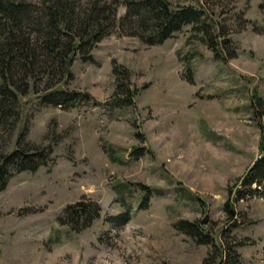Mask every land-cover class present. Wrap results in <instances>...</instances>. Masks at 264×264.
I'll return each mask as SVG.
<instances>
[{
  "label": "rangeland",
  "instance_id": "obj_1",
  "mask_svg": "<svg viewBox=\"0 0 264 264\" xmlns=\"http://www.w3.org/2000/svg\"><path fill=\"white\" fill-rule=\"evenodd\" d=\"M203 5L217 58L189 24L154 45L110 34L60 84L86 102L63 109L21 96L0 154L26 123L16 146L44 160L0 190V264H201L212 247L175 229L181 220L238 255L224 264H264V176L240 184L264 154V0ZM112 62L126 70L117 90ZM81 199L99 216L75 232L56 217Z\"/></svg>",
  "mask_w": 264,
  "mask_h": 264
},
{
  "label": "trees",
  "instance_id": "obj_2",
  "mask_svg": "<svg viewBox=\"0 0 264 264\" xmlns=\"http://www.w3.org/2000/svg\"><path fill=\"white\" fill-rule=\"evenodd\" d=\"M184 1L0 0V133L7 132L9 136L17 128L21 96L34 94L39 106L58 105L63 109L90 99L87 93L70 92L60 84L70 79L71 62L75 58L90 60L92 48L110 34L132 36L144 45H154L189 24L192 31L200 32V39L217 58L211 30L203 20V2L208 0H195L197 6ZM120 5L124 11L117 16ZM112 63L111 73L117 90L126 86L125 80L118 81L121 76L126 77V70L122 65ZM39 85L42 91L37 94L36 86ZM133 96V89L127 86L123 103H130ZM26 130L27 124L22 123L14 139L15 146L0 154V190L13 173L34 171L43 163L40 150H23L16 146ZM263 176L264 154L248 167L240 184L244 187L251 183L259 185ZM239 191L236 190V195L241 197ZM99 210L96 202L81 199L67 204L56 220L78 232L99 216ZM173 226L198 242L210 244L213 254L204 257L201 264H224L228 257L237 261L238 255L234 251L228 246L223 249L221 243L209 236L196 221L181 220Z\"/></svg>",
  "mask_w": 264,
  "mask_h": 264
}]
</instances>
